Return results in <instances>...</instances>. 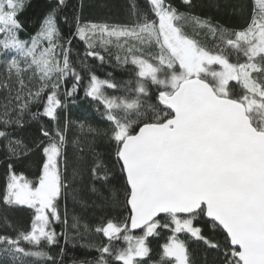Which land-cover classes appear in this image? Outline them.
Returning a JSON list of instances; mask_svg holds the SVG:
<instances>
[{"label":"snow or ice","instance_id":"1","mask_svg":"<svg viewBox=\"0 0 264 264\" xmlns=\"http://www.w3.org/2000/svg\"><path fill=\"white\" fill-rule=\"evenodd\" d=\"M50 3L39 31L24 40L18 14L25 0H0V142L9 161L0 205L33 210L27 231L0 217V264H63L61 237L65 243L74 238L53 227L68 223L58 201L70 193L83 203L75 185L82 169L73 168L71 181L66 175L67 133L74 124L114 144L127 213L95 227L105 240L81 244L98 255L78 264H198L193 244L213 252V264H264V0H253L248 25L231 32L197 15L196 0H180L184 10L171 0H129L126 24L81 22L77 15L73 35L85 44L79 69L71 59L72 38L58 27L66 0ZM187 24L210 33L212 46L196 39L200 32L189 35ZM98 44L124 52L115 55V66L131 65L125 68L129 79L96 74L88 58L109 63ZM81 88L106 128L68 119L69 98L76 104ZM41 118L53 125L50 132L40 124L43 139L29 146L14 136ZM37 149L43 159L30 180L12 161ZM89 172L90 192L104 206L117 203L118 190L110 187L115 173L100 153ZM73 221L83 237L87 224L82 233L79 218ZM150 238L164 240L158 259Z\"/></svg>","mask_w":264,"mask_h":264},{"label":"trees","instance_id":"2","mask_svg":"<svg viewBox=\"0 0 264 264\" xmlns=\"http://www.w3.org/2000/svg\"><path fill=\"white\" fill-rule=\"evenodd\" d=\"M129 0H66V7L58 14V27L62 34L67 38H72V53L71 59L79 69L78 57H83L85 50V44L80 41L78 37L73 34L76 31L75 16H79L81 22L91 23H108V24H126L131 22V16L128 11ZM139 3H143V0H138ZM171 2L184 10L180 4V0H171ZM197 8L194 9L195 13L202 18L208 19L215 24L222 26L228 31L242 30L250 22L252 15L253 0H196ZM51 7L50 0H25L24 9L18 14V20L24 25V31L20 33V38L24 40H30L39 31L43 19L48 14ZM67 17V19H65ZM185 31L189 35H194L196 32H200V35L196 36V39L205 47H211L214 42V37L206 30H200L195 28L192 24L185 26ZM123 39V38H122ZM97 50L101 55H104L109 63L101 65L98 60L88 58L90 65L94 66V71L100 78H106L107 73L111 72L116 81H123L131 77V73L126 71L125 68H131V65L124 67H116L115 55L120 54L123 57L124 52L115 46H109L108 51H105L102 46L97 45ZM111 53V56L109 55ZM67 88L71 87V83L65 85ZM111 92L112 90H108ZM154 94V89H153ZM3 97L0 96V100ZM77 103L72 104L71 98H69V104L67 109L68 119L71 121H83L86 125L90 124L96 128H106L107 122L103 121L99 114L96 113L92 102L89 99H84V92L81 88L76 96ZM153 102H155L153 100ZM36 111V106L32 108ZM101 111L103 108L101 106ZM43 125L51 132L53 130L52 122L47 118H41V121H33L26 124L23 129H20L14 133L16 138L23 139L26 144L32 146L33 142L37 139H43L40 136V124ZM67 146L65 152L67 155V172L69 180L71 181L72 170L74 167H80L82 169V179H78L75 182L82 193L83 203L74 201L72 195L69 193L67 197H62L59 203V210L62 220L65 219V210L67 212V226L63 223H54L53 227L59 233L62 230H67L70 239L68 243L64 242L61 237V245L64 247L63 264H73L74 261H88L94 260L98 253L94 250L89 251L85 247H81V244L86 242L95 241L97 243L104 241L102 234L95 233L96 226L108 219L120 220L127 213L124 211V194H123V179L120 177V173L117 168H113L114 163V144L109 142L105 136H92L85 130L81 132L77 125H72L67 133ZM82 149V151H81ZM95 153H100L104 163L112 169L115 173V179L110 187H115L118 190L119 198L117 203L104 206L101 198L92 192H90L91 176L89 168L92 164V159ZM42 152L37 149L28 157L22 158L19 161H12L14 169L17 173H23L28 179L35 180L39 168L42 162ZM9 161L5 155V148L3 142H0V194L3 193L6 184L7 176V164ZM99 187V185H97ZM105 195L107 190L102 189ZM32 211L26 207H21L11 211H6L2 205H0V217L7 215L13 226L18 230L27 231L30 229L32 220ZM73 217L79 218V230L84 232V225L87 224L88 231L83 237L76 236V229L72 228ZM0 231H3L0 228ZM13 235L15 233H12ZM139 234V232L134 233ZM222 240L223 237H217ZM152 256L154 259H158V253L160 251L159 245L164 242L163 238L153 239L150 238ZM25 247H30L25 245ZM49 250V249H46ZM192 250L198 264H203L205 257H207L208 264H213L216 261V256L213 252L205 253L202 247L196 244L192 245ZM53 255L59 251V247L50 249Z\"/></svg>","mask_w":264,"mask_h":264},{"label":"water","instance_id":"3","mask_svg":"<svg viewBox=\"0 0 264 264\" xmlns=\"http://www.w3.org/2000/svg\"><path fill=\"white\" fill-rule=\"evenodd\" d=\"M137 232H139V230H136V232H135V233H137Z\"/></svg>","mask_w":264,"mask_h":264}]
</instances>
